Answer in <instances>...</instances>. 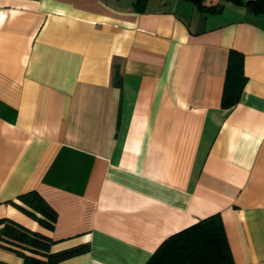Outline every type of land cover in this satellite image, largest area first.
<instances>
[{"label":"crops","instance_id":"1","mask_svg":"<svg viewBox=\"0 0 264 264\" xmlns=\"http://www.w3.org/2000/svg\"><path fill=\"white\" fill-rule=\"evenodd\" d=\"M244 1L0 0V219L81 249L53 264H144L219 213L234 264H264V11ZM20 250L0 224V264Z\"/></svg>","mask_w":264,"mask_h":264},{"label":"trees","instance_id":"2","mask_svg":"<svg viewBox=\"0 0 264 264\" xmlns=\"http://www.w3.org/2000/svg\"><path fill=\"white\" fill-rule=\"evenodd\" d=\"M254 11H264V0H245ZM243 55L231 49L224 78L222 105L233 106L238 100L245 82ZM114 82L122 84L118 68L114 71ZM16 207L37 220L51 226L55 212L35 191L19 195ZM4 239L20 248V253L29 264H53L61 258L80 252V248L58 253H47L51 240L13 220L0 219ZM45 256V257H44ZM144 264H234L224 225L219 213L206 216L195 223L166 237L152 252Z\"/></svg>","mask_w":264,"mask_h":264},{"label":"water","instance_id":"3","mask_svg":"<svg viewBox=\"0 0 264 264\" xmlns=\"http://www.w3.org/2000/svg\"><path fill=\"white\" fill-rule=\"evenodd\" d=\"M222 7H223V5H222V4H219L218 8H217V9H215V10H213V11H216V12H221V10H222Z\"/></svg>","mask_w":264,"mask_h":264},{"label":"rangeland","instance_id":"4","mask_svg":"<svg viewBox=\"0 0 264 264\" xmlns=\"http://www.w3.org/2000/svg\"><path fill=\"white\" fill-rule=\"evenodd\" d=\"M219 4H223V3L220 2ZM225 12L228 13L229 12V8L226 7Z\"/></svg>","mask_w":264,"mask_h":264}]
</instances>
